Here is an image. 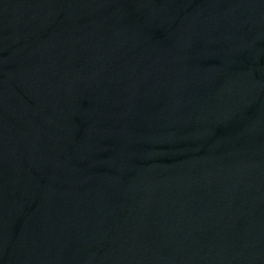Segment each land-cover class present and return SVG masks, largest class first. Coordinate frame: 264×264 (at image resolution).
<instances>
[{
	"label": "water",
	"instance_id": "1",
	"mask_svg": "<svg viewBox=\"0 0 264 264\" xmlns=\"http://www.w3.org/2000/svg\"><path fill=\"white\" fill-rule=\"evenodd\" d=\"M0 264H264V0H0Z\"/></svg>",
	"mask_w": 264,
	"mask_h": 264
}]
</instances>
